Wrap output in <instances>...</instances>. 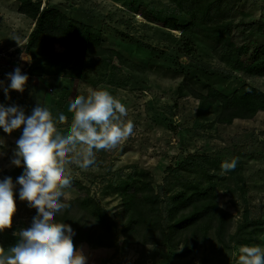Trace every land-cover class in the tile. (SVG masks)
I'll use <instances>...</instances> for the list:
<instances>
[{
  "label": "rangeland",
  "instance_id": "374dc122",
  "mask_svg": "<svg viewBox=\"0 0 264 264\" xmlns=\"http://www.w3.org/2000/svg\"><path fill=\"white\" fill-rule=\"evenodd\" d=\"M33 1L93 28L104 49L118 52L141 68L131 71L117 57L109 56L72 60L60 47L59 55L52 58L29 52L27 39L35 23L18 13L17 0H0V104L18 106L25 115H31L38 103L47 106L55 118L64 113L67 121L57 127L66 133L72 120L69 102L89 90L106 89L126 106L125 120L134 124L133 135L117 148L96 152L94 166H65L66 175L71 176L65 202L84 196L78 183L118 223L121 195L127 186L139 188L142 182L151 186L160 196V210L181 193L213 187L218 206L233 217L225 241L244 220L259 222L262 236L249 245L264 248V112L221 125L217 123L220 105L199 115V101L192 95L213 88L231 97L242 86L264 91V78L251 76L241 64L244 56L259 47L264 50V0H241L236 5L229 19L230 47L226 50L201 35L166 29L167 21L175 20L180 26L190 22L168 0ZM16 35L22 47L11 39ZM17 67L28 76L22 93L9 88L7 74ZM4 88H9L7 95ZM22 131L21 127L8 134L0 128V180L18 167L11 161ZM233 158L235 169L222 173V162ZM19 187L14 190L13 225L0 232V247L5 250L18 243L14 233L30 227L37 215L19 199ZM240 246H226L213 229L189 255L184 244L108 248L80 243L77 248L82 249L87 264H238Z\"/></svg>",
  "mask_w": 264,
  "mask_h": 264
},
{
  "label": "trees",
  "instance_id": "16d2710c",
  "mask_svg": "<svg viewBox=\"0 0 264 264\" xmlns=\"http://www.w3.org/2000/svg\"><path fill=\"white\" fill-rule=\"evenodd\" d=\"M180 12L190 18L185 26L171 20L164 23L168 30H178L186 34L201 35L219 46L220 50L230 47L229 21L233 10L241 0H168ZM18 13L35 23L27 39L26 50L36 51L41 56H58L57 48L67 51L72 60H83L90 56L116 58L121 65L131 71L141 68L125 60L118 52L104 49L97 32L77 21L67 18L59 10L33 0H17ZM241 64L247 73L264 78V50L259 47L252 55L244 56ZM199 101L198 114L204 115L212 107L220 105L217 123L230 126L236 119L249 120L264 112V91L242 86L227 97L213 88L206 94H195ZM25 171L23 162L9 177L17 181ZM84 192L75 200L67 201L69 207L57 213V222L71 226L75 235L76 247L80 243L108 248L126 247L130 244L154 245L168 244L172 247L185 246V254L195 253L210 230L215 229L217 237L226 246L249 245L262 236L263 224H252L244 220L234 235L225 241L231 230L233 217L220 209L213 187L203 192L187 195L181 193L174 197L170 206L160 210L159 194L144 182L139 188L127 186L121 195L122 215L118 223L112 220L103 208L89 195V190L76 184ZM36 212V210L34 209ZM118 228H120L118 230ZM228 244V245H227Z\"/></svg>",
  "mask_w": 264,
  "mask_h": 264
},
{
  "label": "clouds",
  "instance_id": "9594fccd",
  "mask_svg": "<svg viewBox=\"0 0 264 264\" xmlns=\"http://www.w3.org/2000/svg\"><path fill=\"white\" fill-rule=\"evenodd\" d=\"M11 39L22 47L20 36ZM7 75L11 81L9 88L22 93L28 76L19 67ZM9 88L3 89L6 95ZM68 111L72 120L65 133L57 127L67 121L64 113L55 118L47 106L38 103L31 115H25L18 106L0 104V128L8 134L23 128L11 162L15 166L23 162L25 167L16 183L10 177L0 180V232L13 225L17 184L19 199L37 213L30 227L14 233L19 237L18 243L7 250L0 247V264H87L82 249L73 242L74 230L55 219L57 213L69 207L65 189L71 176L66 175L65 166L75 164L81 169L94 166L96 152L117 148L133 135L134 124L125 120L126 106L106 89L77 95L69 102ZM236 164L235 158L222 162V173L234 170ZM238 264H264V248L240 246Z\"/></svg>",
  "mask_w": 264,
  "mask_h": 264
}]
</instances>
